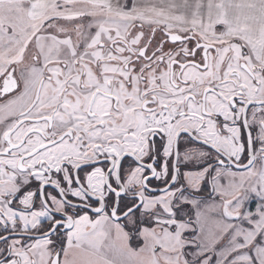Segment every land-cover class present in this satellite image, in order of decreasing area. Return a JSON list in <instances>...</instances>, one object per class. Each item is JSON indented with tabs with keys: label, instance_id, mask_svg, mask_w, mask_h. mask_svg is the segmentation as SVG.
Listing matches in <instances>:
<instances>
[{
	"label": "snow or ice",
	"instance_id": "6c2138e0",
	"mask_svg": "<svg viewBox=\"0 0 264 264\" xmlns=\"http://www.w3.org/2000/svg\"><path fill=\"white\" fill-rule=\"evenodd\" d=\"M0 264H264V0H0Z\"/></svg>",
	"mask_w": 264,
	"mask_h": 264
},
{
	"label": "flooded vegetation",
	"instance_id": "af4514ba",
	"mask_svg": "<svg viewBox=\"0 0 264 264\" xmlns=\"http://www.w3.org/2000/svg\"><path fill=\"white\" fill-rule=\"evenodd\" d=\"M73 38H75V37H73ZM260 115H261L260 113H257V116H258V117H259ZM256 130H257V128L254 126V127H253V133H254V135H255ZM192 147H195V145H193Z\"/></svg>",
	"mask_w": 264,
	"mask_h": 264
}]
</instances>
